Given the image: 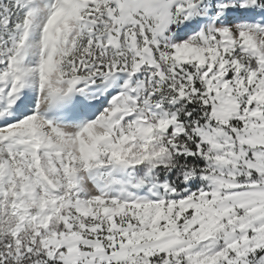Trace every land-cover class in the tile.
<instances>
[{
    "label": "snow or ice",
    "instance_id": "6c2138e0",
    "mask_svg": "<svg viewBox=\"0 0 264 264\" xmlns=\"http://www.w3.org/2000/svg\"><path fill=\"white\" fill-rule=\"evenodd\" d=\"M0 264H264V0H0Z\"/></svg>",
    "mask_w": 264,
    "mask_h": 264
}]
</instances>
